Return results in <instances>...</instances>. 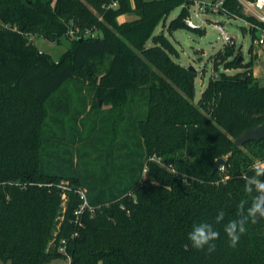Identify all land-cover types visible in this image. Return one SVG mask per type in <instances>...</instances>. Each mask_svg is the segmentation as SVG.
Masks as SVG:
<instances>
[{"label":"trees","instance_id":"1","mask_svg":"<svg viewBox=\"0 0 264 264\" xmlns=\"http://www.w3.org/2000/svg\"><path fill=\"white\" fill-rule=\"evenodd\" d=\"M105 2L0 0V262L264 264V218L249 220L235 248L224 232L255 195L243 177L264 161V138L234 145L264 121L252 60L243 62L231 38L217 54L236 71L215 70L195 101L197 71L154 33L177 6L168 31L189 27L192 0ZM218 12L263 26L238 0H223ZM70 20L80 33L57 59L31 41L59 43ZM218 157L224 170L212 172ZM60 165L83 173L47 171ZM81 179L92 211L76 217ZM203 222L220 233L211 253L188 238Z\"/></svg>","mask_w":264,"mask_h":264},{"label":"rangeland","instance_id":"2","mask_svg":"<svg viewBox=\"0 0 264 264\" xmlns=\"http://www.w3.org/2000/svg\"><path fill=\"white\" fill-rule=\"evenodd\" d=\"M205 1L214 3L212 0H192L189 4V19L192 22V27L176 29L173 30L172 33L168 31L167 26L169 22L179 14L182 8V6H177L167 15L165 22H161L154 30L155 34L163 32L164 35L172 41L178 53V56L175 57V60L178 63L186 67L192 66L197 71L194 83L195 101L200 97L209 78L215 76V70H224V61H221V59H219L220 55L217 54L222 51L225 45L222 38V32H226L229 37L233 34L237 35L236 39L233 38L235 42L234 52L236 53L240 50L243 62L252 60L251 69L253 76L261 84H264V43L258 44L256 37L252 39L249 25L241 17L228 16L218 11H213L212 8L207 9L206 7V9H204L201 6L202 4L195 3ZM124 18L125 16L120 17L121 20ZM29 35L30 37L32 36L31 41L36 47L53 59H57L66 49H68L71 44L70 40L74 38L65 34L61 37L59 43H52L38 37L36 34ZM258 35L259 33L256 32V36ZM251 44L252 49H250ZM216 55L217 57H215ZM108 61L109 57H105L102 67H106ZM213 63L218 64L216 69L214 68ZM224 71L232 73L236 71V69L228 68ZM99 101V103L102 104L103 100L99 99ZM104 107L107 106L103 104V108ZM73 153L76 154L77 150H74ZM220 170L223 171L224 168ZM47 171L51 173H60L63 177L77 176L80 174L82 175L83 173L82 168H76L73 170L70 169V167L63 165H60L59 168L49 166ZM60 183L63 188L74 187L72 185L68 186V181L66 180H62ZM77 191L79 196L81 193H84L87 199L92 195L91 186L83 180L82 185L78 187ZM63 196L65 195L63 194ZM0 264L2 263L0 262Z\"/></svg>","mask_w":264,"mask_h":264},{"label":"clouds","instance_id":"3","mask_svg":"<svg viewBox=\"0 0 264 264\" xmlns=\"http://www.w3.org/2000/svg\"><path fill=\"white\" fill-rule=\"evenodd\" d=\"M254 175L243 177L245 181V191L249 194H255L253 200L247 208L245 201L238 205V219L230 220L224 226V232L228 237L229 246L235 248L239 243L241 236L247 231L246 224L251 220L256 223L258 218H264V161H257L252 165ZM224 212L220 211L216 216V223L224 219ZM220 233L213 228V225L207 222L194 226L189 233V240L196 249H204L207 246L209 253L215 250L214 241L218 240Z\"/></svg>","mask_w":264,"mask_h":264},{"label":"built area","instance_id":"4","mask_svg":"<svg viewBox=\"0 0 264 264\" xmlns=\"http://www.w3.org/2000/svg\"><path fill=\"white\" fill-rule=\"evenodd\" d=\"M243 7V12L246 15H250L252 17H254L256 20H258L260 23L263 24L262 25H257L254 24L253 22H247L249 25V28H256L259 33V35L256 37V40L258 41V44H263L264 43V0H238ZM195 3H199L202 4V8L209 9L212 8L213 11H219L220 6L223 3V0H217L214 3H210V2H195ZM118 5L117 0H106L105 4L103 5V7H105L106 9L109 8H116ZM186 24L189 27H192V22L189 19V16L186 18ZM80 33V29L78 26H76L72 20L69 21L68 24V30H67V35H70L72 37H76L78 34ZM92 35V34H91ZM222 38H223V42L224 44H227L230 42L231 38H233L232 36L229 37L226 32H222ZM220 169L223 168V165L219 167ZM81 199H82V203L80 204L79 208L76 209L74 211V214L76 215V217H78L83 210L88 209L89 211H92V206L88 203L86 196L84 195V193H81ZM64 240H62L59 250L64 252ZM69 264V261L66 263Z\"/></svg>","mask_w":264,"mask_h":264},{"label":"water","instance_id":"5","mask_svg":"<svg viewBox=\"0 0 264 264\" xmlns=\"http://www.w3.org/2000/svg\"><path fill=\"white\" fill-rule=\"evenodd\" d=\"M234 36V35H233ZM189 69H194V67L189 66ZM100 102V101H99ZM264 138V121L261 123H258L256 125H253L251 127H248L244 129L235 139H234V145L235 146H241L247 141L255 140L259 141ZM225 164V159L222 157H218L214 161V165L212 168V172H214L218 167Z\"/></svg>","mask_w":264,"mask_h":264},{"label":"crops","instance_id":"6","mask_svg":"<svg viewBox=\"0 0 264 264\" xmlns=\"http://www.w3.org/2000/svg\"><path fill=\"white\" fill-rule=\"evenodd\" d=\"M233 35H234V36H233ZM233 35H232V37H233L234 39H236L237 35H235V34H233ZM252 74H253V73H252Z\"/></svg>","mask_w":264,"mask_h":264}]
</instances>
